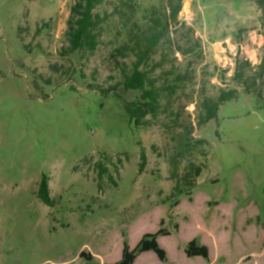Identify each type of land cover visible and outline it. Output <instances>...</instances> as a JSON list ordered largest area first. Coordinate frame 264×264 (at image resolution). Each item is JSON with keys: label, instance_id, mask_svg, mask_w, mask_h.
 <instances>
[{"label": "rangeland", "instance_id": "374dc122", "mask_svg": "<svg viewBox=\"0 0 264 264\" xmlns=\"http://www.w3.org/2000/svg\"><path fill=\"white\" fill-rule=\"evenodd\" d=\"M168 1L103 0L95 12L109 17L97 49L63 55L76 0H0V264H85L82 252L93 255L90 264L115 262L123 233L134 246L161 219L171 232L158 238L168 260L146 252L135 264H264V100L233 79L239 62L248 60L253 75L264 60V8L184 0L183 24L150 63L163 53L174 61L153 73L159 84L190 78L137 126L125 103L140 92L124 89L117 66L135 58L112 55L135 21ZM130 2L138 8L123 25ZM222 89L238 97L220 107L216 124L200 125L201 102ZM192 165L202 166L199 176ZM44 177L50 203L39 197ZM192 239L216 257L188 258Z\"/></svg>", "mask_w": 264, "mask_h": 264}, {"label": "trees", "instance_id": "16d2710c", "mask_svg": "<svg viewBox=\"0 0 264 264\" xmlns=\"http://www.w3.org/2000/svg\"><path fill=\"white\" fill-rule=\"evenodd\" d=\"M184 0H169L163 9L157 8L155 5L151 6L149 11L145 12L144 24L140 25L135 21L133 28L128 32L129 41L122 46L116 48L115 53L112 55L114 58H122L125 60L131 55L134 56V60L131 65H128L124 61L117 63L120 68V73L123 77L122 85L125 90H133L140 92L138 99L132 102H126L125 108L130 115L131 120L137 126L146 125L147 116H156L163 108L161 100L166 93L168 97L172 96L180 86L185 85V82L190 78L189 73L177 74L172 82L159 84V80L152 75L156 69L163 68L168 62L173 64L174 61L169 58L167 53H163L161 59L158 62L150 63L153 60V56L157 53V49L161 46V41L168 36L169 29L179 23L178 16L182 10V3ZM103 3V0H76L71 7L70 17L67 21V31L65 33L67 47L63 51L65 54H75L85 50L95 51L101 43V37L104 32V23H107L109 15L102 16L100 13H96L95 10ZM259 7L264 8V0H257ZM137 6L130 2L131 15L126 17L125 12H120L122 15L123 25H127L131 22V16L135 13ZM138 8V7H137ZM149 14V15H148ZM170 43L171 39H170ZM173 45L177 46L173 41ZM178 51L185 55L192 52V48L182 50L177 46ZM176 60V59H175ZM54 70H58L57 66H52ZM251 68V63L247 60L239 62L237 64L233 79L242 85L247 94H252L256 87L259 88L258 97L264 100V60L259 66V70L253 75H248L247 69ZM168 75L173 74V71H167ZM261 83H257V80L262 79ZM50 81H47L49 83ZM238 97V90H221L217 97H205L200 104V125L216 124L218 121V112L220 107ZM207 152H203V156L206 157ZM147 163V156L144 151L141 153L140 171L143 172ZM172 178L178 177L179 162L176 159H172ZM199 176L202 172V166L192 167ZM107 169L102 168L100 171V177L104 175ZM183 179L189 186H192L193 181L191 179L190 172L184 175ZM39 197L50 203L49 196V180L44 177L39 188ZM192 194H190V200L192 201ZM194 201V199H193ZM192 201V202H193ZM181 204V199L177 200L173 207H178ZM220 208V203H217ZM217 217V216H216ZM212 219V218H211ZM210 219V220H211ZM159 229L154 233H144L134 246L129 245L126 234L123 233L122 248L120 258L115 262H105L104 264H135L138 257L146 252H154L157 258L161 262L168 260L166 250L161 247L158 238L159 236H169L171 232L165 228V221L161 219ZM179 226L176 225V229ZM188 258L201 257L207 262L212 261L214 258L210 252V249L205 244L197 242L196 239L190 240L184 250ZM81 257L86 260L85 264H90L93 261V255L91 253L82 252Z\"/></svg>", "mask_w": 264, "mask_h": 264}]
</instances>
